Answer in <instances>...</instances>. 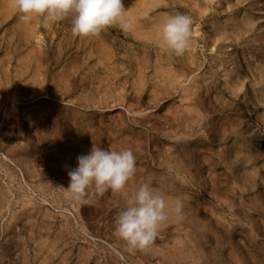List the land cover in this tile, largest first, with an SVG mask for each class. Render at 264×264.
<instances>
[{
    "label": "rangeland",
    "instance_id": "374dc122",
    "mask_svg": "<svg viewBox=\"0 0 264 264\" xmlns=\"http://www.w3.org/2000/svg\"><path fill=\"white\" fill-rule=\"evenodd\" d=\"M124 4L134 31L83 39L0 0V264H264V0ZM177 13L193 18L180 57L158 46ZM93 144L131 149L129 188L164 196L149 251L117 238L121 195L57 189Z\"/></svg>",
    "mask_w": 264,
    "mask_h": 264
},
{
    "label": "clouds",
    "instance_id": "9594fccd",
    "mask_svg": "<svg viewBox=\"0 0 264 264\" xmlns=\"http://www.w3.org/2000/svg\"><path fill=\"white\" fill-rule=\"evenodd\" d=\"M11 4L19 23L48 26L68 21L71 34L78 38H99L115 27L126 33L134 31L124 0H11ZM192 27L190 15H168L160 24L159 48L183 56L192 44ZM77 162L78 167L68 171V187L57 189L77 204H87L91 197H103L108 191L121 195L125 207L115 218V234L130 251H149L169 219L168 206L151 182L129 188L137 172L132 150H105L93 144L90 153L78 156ZM174 212L182 217V205L177 204Z\"/></svg>",
    "mask_w": 264,
    "mask_h": 264
},
{
    "label": "bare ground",
    "instance_id": "6f19581e",
    "mask_svg": "<svg viewBox=\"0 0 264 264\" xmlns=\"http://www.w3.org/2000/svg\"><path fill=\"white\" fill-rule=\"evenodd\" d=\"M192 222V221H191Z\"/></svg>",
    "mask_w": 264,
    "mask_h": 264
}]
</instances>
